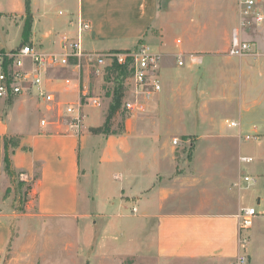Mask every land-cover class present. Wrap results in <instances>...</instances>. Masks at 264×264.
Returning <instances> with one entry per match:
<instances>
[{"label":"crops","instance_id":"obj_1","mask_svg":"<svg viewBox=\"0 0 264 264\" xmlns=\"http://www.w3.org/2000/svg\"><path fill=\"white\" fill-rule=\"evenodd\" d=\"M73 2L0 0V50L23 43L26 7L32 18L29 41L46 50L57 48L61 33L73 34L79 18L90 23L81 34L84 50L131 49L97 48L107 38L101 23L120 25V39L134 43L133 48L147 45L160 55L161 90L138 95L132 113H123L120 106L107 133L97 129L105 122L111 96H98L97 107L84 106L78 133L65 121L42 126L44 111L33 96L0 98V198L10 184L3 165L5 137L18 139V146L10 148L11 166L30 187L23 211L6 210L0 200V264H56L57 247L71 262L77 232L92 230L99 233L100 254L110 240L116 257L126 248L129 255L151 254L154 264H227L239 252V215L248 206L259 213L248 231V264H264V56H230L233 27L225 32L222 49L206 50L178 37L173 40L178 49L170 48L164 18L176 0ZM59 5L72 8L63 16ZM192 55L200 57L193 62ZM208 60L222 61L228 77L217 102L222 107L214 112H206V105L184 104L195 86L175 78L180 69ZM59 70L49 75L57 78L51 85L63 101L78 103L84 89L101 94V85L94 88L87 81L79 80V90L66 86ZM92 75L101 82V73ZM162 93L180 98L181 110L162 112ZM115 120L121 121L118 129ZM243 133L257 135L252 145ZM183 137L192 140L188 157L173 143ZM242 155L253 160L242 162ZM245 169L255 177L254 184L242 181ZM247 196L254 204L246 205Z\"/></svg>","mask_w":264,"mask_h":264},{"label":"built area","instance_id":"obj_2","mask_svg":"<svg viewBox=\"0 0 264 264\" xmlns=\"http://www.w3.org/2000/svg\"><path fill=\"white\" fill-rule=\"evenodd\" d=\"M238 24L232 28L227 53L230 56L264 55V0H240L238 5ZM90 29V23L77 19L73 34L61 33L56 49L46 50L33 43H21L11 50H0V98H10L20 94L33 96L44 111L40 124L58 126L67 122L70 129L80 132L85 118L84 106L97 107L98 96H92L87 90L81 91L78 103H68L57 96L49 73L54 69H70L74 77H64L66 86L80 89L79 71L82 61L96 66V73H104L105 68H128L127 85H122L121 110L132 113L137 109L138 95H151L161 90L159 78L160 55L150 50L147 45L139 44L135 48L107 50L103 52L86 51L81 44V34ZM196 57L191 56L193 62ZM178 65L183 61L178 59ZM130 92V97H125ZM124 96V98H123ZM228 126H237L235 121H227ZM244 141L257 138L253 133H243ZM174 138L173 143L177 144ZM250 155L240 156V161L251 162ZM245 185L254 184L256 179L250 173L242 175ZM135 209L133 208V211ZM259 213L248 206L241 210L238 224L239 252L227 264H248L249 229Z\"/></svg>","mask_w":264,"mask_h":264},{"label":"rangeland","instance_id":"obj_3","mask_svg":"<svg viewBox=\"0 0 264 264\" xmlns=\"http://www.w3.org/2000/svg\"><path fill=\"white\" fill-rule=\"evenodd\" d=\"M239 1L240 0H176V4L171 8L170 13L164 18L167 26L165 33L167 44H169L170 48L177 50L178 47L173 44V40L178 37L181 38L182 43L183 41H188L186 43L204 46L203 48L206 50H211L210 48L214 50L222 49L225 32L232 27H235L238 23L237 13ZM75 4L76 2L74 0L72 6H75ZM72 6L59 5V8L63 12V16H65ZM179 13H181L183 17H181ZM60 16L63 17L62 15ZM108 26L109 25L105 22L101 23L103 36H107V38L98 41L97 48H113L120 46L133 48L134 43L126 42V40L119 38V33H121L120 25H115L113 27ZM204 51L203 54L206 55L207 53ZM259 56L262 57L264 55L260 54ZM253 57L255 58V56L248 55L237 57V59ZM222 65V61L218 64H214L211 60H208L201 63L199 66H187L185 69L183 68L179 70L175 78L181 82L190 81V83L195 86L194 88H190L192 94H189L190 96L184 101V104L191 103L194 104V107L196 108L201 105H206V112H214L215 110H218L219 107H222V104L217 102L223 99L224 84L225 80L228 78L224 73ZM112 67V70H109V67L105 68L101 82H99L95 76L92 75L96 73V66L82 61L79 71L80 81L90 82V86L94 88L97 85H101L100 95H98L97 90H91L89 93L90 95L100 96L102 98L103 96H111L112 99L116 82L118 83L117 85H120L121 87L122 85H127V78L129 76L128 68H119L116 65H113ZM70 71V69H60L57 71V75L71 77L73 74ZM161 95L162 100L160 106L162 112H176L181 110L182 106L180 98H173L170 94L166 95L165 93H162ZM114 122H116V120ZM116 123L117 125L115 128L118 129L121 125V121L117 120ZM181 140V142H178V146L183 147L182 150L184 151L185 156L188 157L190 155V144L192 143V140L184 141L186 140L185 137ZM254 141L255 139L248 141V143H251L250 145H252ZM245 152L250 153L249 146H247ZM246 173H249V171L245 169L244 174ZM9 180L10 184L3 190L0 200H4V207L6 210L14 208L19 212L18 207L24 202L22 193L25 191L26 178L17 173L13 179L9 177ZM19 182H22L23 185L18 186ZM253 189V187L248 188L249 191H253ZM26 202L25 204L23 203L24 207ZM252 204H254L253 199L250 196H247L246 205ZM98 236L99 233L95 230H92L91 233L87 234H84L83 231L80 233L77 232V238L80 237L77 242V239L75 240L74 232L73 237L75 243H73L71 248V262L67 256L68 254L63 252L61 248L57 247L55 250L56 264H154V259L151 254H138L136 256L129 255L126 248L123 253H118L119 256L116 257L115 248L117 247H112L110 240H106L104 243L105 247L103 254H100L98 252L99 249L97 244ZM8 251L9 248H7V252ZM6 256H8V253L5 254V257ZM107 256L112 257V259H107ZM102 258H104L103 262L101 261ZM107 260L109 263H107Z\"/></svg>","mask_w":264,"mask_h":264},{"label":"trees","instance_id":"obj_4","mask_svg":"<svg viewBox=\"0 0 264 264\" xmlns=\"http://www.w3.org/2000/svg\"><path fill=\"white\" fill-rule=\"evenodd\" d=\"M31 22L32 18L29 13L28 7H26V14L24 17V23H23V28H22V41L23 43H29V36H30V30H31ZM118 83L116 82L115 88L113 90V95H112V102L109 105L108 112L105 118V122L103 126L97 131L107 133L109 132V125H110V120L115 114V112L120 108L121 106V101H122V87L120 85H117ZM4 155H3V165H4V170L7 173V175L13 179L14 176H16L15 171L12 169L11 166V161H10V148H14L18 146V139L15 137H5L4 138ZM23 185L22 182L18 183V186ZM29 186H25V191H23V201L21 205H19L18 210L23 211L24 210V204L27 200V191L29 190ZM24 203V204H23ZM23 204V205H22Z\"/></svg>","mask_w":264,"mask_h":264}]
</instances>
